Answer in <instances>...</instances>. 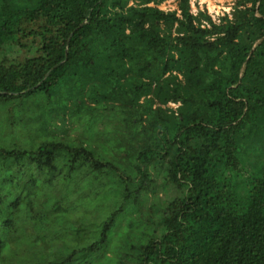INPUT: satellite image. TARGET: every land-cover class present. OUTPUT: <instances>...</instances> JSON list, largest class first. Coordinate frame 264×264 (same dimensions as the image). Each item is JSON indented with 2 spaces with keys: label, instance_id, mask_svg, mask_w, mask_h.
Listing matches in <instances>:
<instances>
[{
  "label": "trees",
  "instance_id": "trees-1",
  "mask_svg": "<svg viewBox=\"0 0 264 264\" xmlns=\"http://www.w3.org/2000/svg\"><path fill=\"white\" fill-rule=\"evenodd\" d=\"M164 1L0 0V186L29 169L111 170L61 132L63 112L130 162L112 178L123 202L87 224L99 233L84 253L106 245L133 198L116 264H264V0H234L215 20ZM22 99L47 122L25 144L5 138ZM155 186L167 199L148 219L140 192ZM12 226L0 218V264L14 257L1 252Z\"/></svg>",
  "mask_w": 264,
  "mask_h": 264
},
{
  "label": "rangeland",
  "instance_id": "rangeland-1",
  "mask_svg": "<svg viewBox=\"0 0 264 264\" xmlns=\"http://www.w3.org/2000/svg\"><path fill=\"white\" fill-rule=\"evenodd\" d=\"M190 1L192 11L196 12L199 6H203L215 16L230 11L234 2V0ZM159 6L165 10H173L175 1L167 0ZM18 103L17 100L16 104ZM170 106L175 107L176 104ZM35 112H37L35 104L22 99L21 106H17L6 115V122L15 119L16 125L10 128L5 138L12 141L18 135L22 144L28 143L29 137H34L35 129L38 130L40 125L47 124L45 119L41 121L29 116ZM54 113V121L59 124L58 128L62 133H68L67 139L73 138L71 135L79 134L80 140L76 141L92 147L97 158L111 164V170L102 169L103 176L102 173L93 172L87 166L75 172H67V167L64 166L54 175L53 172L29 169L24 170L23 173L18 172L16 176L13 175L9 180L4 181L0 190L3 189L2 193L6 194L7 207L0 214V218L11 219L12 223L16 224L17 230L12 226L5 231L4 250L1 252H5V256H14L8 264H48L57 261L72 250H75V253L66 264H116L119 255L117 247L121 243L119 235L125 233L129 221L133 219L134 208L138 206V202L133 198L124 203V210L117 215L116 225L114 228L111 227L106 245L89 254L84 253L82 248L99 233L98 228L88 229L87 224L101 222L110 210L123 202L120 186H117L112 178L127 174L130 162L122 160L119 156V149L116 148L114 140L108 141L105 135L99 133V136L93 137L91 131L89 134L84 129L85 126L78 127L71 118H65L63 112L54 111ZM22 116L28 120H21ZM1 120L3 114L0 111ZM2 124L4 125V122ZM40 132L37 133L39 136ZM156 187L148 193V196L146 192H140L142 194L140 207L148 208L153 204L148 219L167 199V194ZM41 218L44 219L40 220ZM41 221L45 224H41Z\"/></svg>",
  "mask_w": 264,
  "mask_h": 264
},
{
  "label": "built area",
  "instance_id": "built-area-1",
  "mask_svg": "<svg viewBox=\"0 0 264 264\" xmlns=\"http://www.w3.org/2000/svg\"><path fill=\"white\" fill-rule=\"evenodd\" d=\"M191 2V1H190ZM160 7V6H159ZM200 7V6H199ZM160 8H162V7H160ZM200 8H203V6H201ZM207 10V9H206ZM192 12H195V11H192ZM207 12H208V10H207ZM209 13V12H208ZM218 13V12H217ZM222 13V12H221ZM210 14V16H211V18L213 19V20H215V18H216V16H215V14H211V13H209Z\"/></svg>",
  "mask_w": 264,
  "mask_h": 264
}]
</instances>
